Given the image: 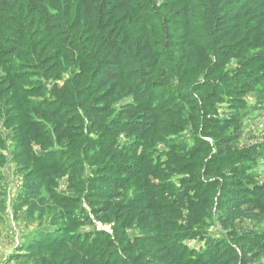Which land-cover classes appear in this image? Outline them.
Masks as SVG:
<instances>
[{
  "label": "trees",
  "instance_id": "obj_1",
  "mask_svg": "<svg viewBox=\"0 0 264 264\" xmlns=\"http://www.w3.org/2000/svg\"><path fill=\"white\" fill-rule=\"evenodd\" d=\"M234 59L241 68L227 74ZM5 63L0 104L11 103L7 121L19 122V148L38 164L28 175L70 162L71 190L105 202L92 213L113 223L112 234L94 231L85 243L60 229L32 244L38 264L61 252L60 264H252L264 255V234L215 238L201 229L214 215L264 214V186L249 167L256 150L233 145V118L211 115L217 99L248 107L250 93L264 98V0H0ZM125 92L135 102L117 121L108 114ZM124 131L128 145L118 142ZM34 145L59 151L35 155ZM5 158L0 151V165ZM175 174L183 175L177 183ZM93 181L104 185L85 193ZM72 214L73 225L91 221ZM132 225H146L144 233L131 238ZM202 236V249L186 244Z\"/></svg>",
  "mask_w": 264,
  "mask_h": 264
},
{
  "label": "rangeland",
  "instance_id": "obj_2",
  "mask_svg": "<svg viewBox=\"0 0 264 264\" xmlns=\"http://www.w3.org/2000/svg\"><path fill=\"white\" fill-rule=\"evenodd\" d=\"M55 1L68 5L70 1L73 2L74 0ZM17 59V57L10 56L5 58L7 61H15ZM6 65V63L0 64V73L2 72L0 77L7 72ZM238 68H241L239 62L234 59L228 64L225 72L229 74L230 72H235ZM71 69L73 71L74 68ZM70 71L63 72V79L57 80L56 83L63 85L66 79L72 75ZM46 82L51 86L52 81ZM245 98L248 107L241 102H231L228 97L225 100L217 99V102H213L214 110L211 115L213 118L234 119V124L228 132L235 138L232 143L238 149L252 148L256 150L257 156L249 162L250 172L255 179V184L264 186V98H260L254 92ZM3 101L5 103L2 102L0 105L5 112L0 115V134L5 148L0 149V151L6 157V160L3 165H0V172L2 173L0 176V201H2L0 205V264H38L39 255L37 256V253L30 254L29 247L48 236L58 234L60 229H63L64 232L70 229L69 235L77 239L80 238L81 241L84 238L91 239L88 235L94 231L101 230L112 234L113 223L109 221H103V223L100 218L105 217L104 214L100 218H96L92 213L91 206L93 203L98 207H103L105 202H95L89 195H80L71 190L70 187L73 184V179H75V177L73 178L75 173H71L68 169L70 162H68L64 170H50L45 173V177H41V174L28 175L32 169L31 167L38 164L35 160H31L25 155V149L19 148V132L17 130L19 122L9 123L7 121L11 103L6 99ZM134 102V96L125 92L121 98L114 101L113 112H110L108 116L114 115L115 118H118L116 120L120 121L119 119H123L127 117V114L131 113L129 106ZM189 131H185L184 134L188 135ZM131 140L132 137L128 136L124 131L118 142L128 145ZM209 140L211 139L209 138ZM54 146L44 150L40 145H34L33 153L35 155L42 153L45 156L44 154L46 153L59 151L57 150L58 146ZM158 147L160 151H168V148L163 145ZM92 148L96 149L97 146L95 145ZM57 156L55 155V158L58 159ZM23 161L30 162V168H24L22 166ZM89 163L86 165L84 175L90 181L93 179L92 169H94V164L92 162ZM119 163L120 161L114 160L109 164L119 165ZM95 165L96 168L102 167L104 165V156ZM75 169L78 170L76 166ZM174 177L177 183L178 179L182 178L183 175L175 174ZM28 181L32 182V186L35 187L31 188L32 193L26 192ZM95 183L97 182L93 181L87 185L85 193L89 189L102 188L104 185ZM52 188L55 191L54 194L51 192ZM131 191L130 195H132ZM258 192L259 194L264 193V187L259 189ZM80 197L82 201L79 204L74 203ZM84 211L87 212L91 221L73 225L72 212L77 219H81V214ZM208 225V227L201 228L203 234H211L215 238H223L228 236L230 232H236L240 235L258 236L257 234H264V214L248 211L247 214L228 221H221L217 218V215H214ZM145 226L132 225L127 230L128 235L131 238H135L137 235L144 233ZM203 237L186 240V244L194 249H202L206 243ZM83 243L85 242L83 241ZM68 247L69 250L67 251L72 254V257L78 253L71 246ZM20 254H23L22 257L17 258L16 255ZM260 254L262 252H259ZM62 255L63 253L61 252L56 259H50L49 264H60ZM83 261L87 262L86 259ZM252 264H264V255L255 259Z\"/></svg>",
  "mask_w": 264,
  "mask_h": 264
}]
</instances>
